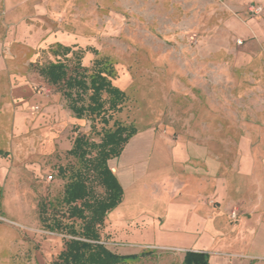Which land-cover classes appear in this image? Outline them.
Listing matches in <instances>:
<instances>
[{"label": "rangeland", "instance_id": "374dc122", "mask_svg": "<svg viewBox=\"0 0 264 264\" xmlns=\"http://www.w3.org/2000/svg\"><path fill=\"white\" fill-rule=\"evenodd\" d=\"M68 3L74 10L66 18L81 38L70 47L86 50L85 67L96 58L92 49L110 61L113 84L126 95L114 118L137 131L121 156L109 162L118 166L115 175L124 192L117 210L125 215L116 223L115 241L146 247L155 234L149 225L168 206L159 200L162 177L177 175L185 182L180 203L200 191L195 175L176 163L173 152L190 151L193 145L186 144L194 141L228 165L247 150L261 165L264 0H64ZM62 17L58 22L65 24ZM38 53L29 64L37 98L25 112L26 131L9 149V173L0 189V222L17 236L14 243L0 237V264H55L67 238L41 226L38 206L61 208L66 179L57 170L78 167L67 155L74 138L99 141L91 121L76 120L59 89L38 76L37 66L54 60L45 50ZM1 121V132L10 133V120ZM95 127L100 132L101 125ZM190 134L197 139L190 141Z\"/></svg>", "mask_w": 264, "mask_h": 264}, {"label": "crops", "instance_id": "0c3cea01", "mask_svg": "<svg viewBox=\"0 0 264 264\" xmlns=\"http://www.w3.org/2000/svg\"><path fill=\"white\" fill-rule=\"evenodd\" d=\"M72 10L74 7L64 5V0H0V189L9 173V149L15 145V137L26 131L25 112L37 98L29 64L39 51L81 43L79 32L66 18ZM59 16L65 24L58 22ZM6 113L12 116L6 117ZM1 118L10 120V133H2L1 123L5 121ZM191 142L186 144L193 145L190 151L186 148L172 154L176 163L186 166L191 178L195 175L200 191L180 203L185 182L177 175L163 176L159 200L162 205L166 200L168 206L159 220L149 225L155 229L152 240L146 247L115 241L116 223L125 215L118 206L105 220L104 233L115 247L110 250L127 257L129 264H183L189 252L207 254L208 264H264V157L256 166L247 150L235 155L228 165L216 151L210 153ZM112 170L117 174L118 166ZM8 225L0 222V237L11 238L14 243L17 236L9 232Z\"/></svg>", "mask_w": 264, "mask_h": 264}, {"label": "trees", "instance_id": "16d2710c", "mask_svg": "<svg viewBox=\"0 0 264 264\" xmlns=\"http://www.w3.org/2000/svg\"><path fill=\"white\" fill-rule=\"evenodd\" d=\"M85 51L52 46L45 52L54 60L37 66L38 76L48 86L59 89L71 115L76 120H90L91 131L99 136L98 142L84 135L74 138L67 155L78 167L57 170L66 179L61 208L41 202L38 219L49 233L67 238L55 264H129L127 257L106 246L105 240L109 238L104 227L107 215L123 198V188L109 162L121 156L137 131L114 118L120 113L126 95L113 84V65L107 58L97 57L92 49L89 51L96 58L90 67H85L81 61ZM96 123L101 125L100 132H96ZM208 259L205 253L189 252L183 264H208Z\"/></svg>", "mask_w": 264, "mask_h": 264}, {"label": "built area", "instance_id": "2783aa9c", "mask_svg": "<svg viewBox=\"0 0 264 264\" xmlns=\"http://www.w3.org/2000/svg\"><path fill=\"white\" fill-rule=\"evenodd\" d=\"M49 179H50V178H49ZM235 215H236V213H235V212H232V213H231V218H232V219H235Z\"/></svg>", "mask_w": 264, "mask_h": 264}]
</instances>
